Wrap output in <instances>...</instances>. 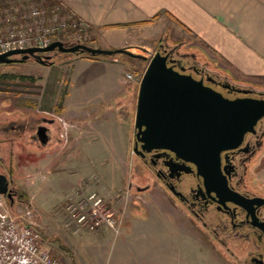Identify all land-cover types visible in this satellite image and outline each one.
I'll return each mask as SVG.
<instances>
[{
    "label": "rangeland",
    "instance_id": "374dc122",
    "mask_svg": "<svg viewBox=\"0 0 264 264\" xmlns=\"http://www.w3.org/2000/svg\"><path fill=\"white\" fill-rule=\"evenodd\" d=\"M32 3V0H0V20L13 11L12 6H17L16 11L26 12ZM4 36L5 34H0V37ZM83 37V43L100 46L96 44L97 36L91 26ZM186 45L206 57L210 62L208 68L211 72L224 73L231 79L264 89V78L240 75L216 54L207 53L201 41L193 39ZM52 55L54 62L51 65H44L34 59L0 64V120L16 118L21 115V111L36 112L44 109L59 117L60 122L65 125L60 142L54 143L52 138L47 146L37 149L27 132L10 149L6 146L4 167L17 193L13 199L3 195L5 210L18 216L20 221L39 229L44 244L68 264H74L71 255L76 257L82 253L85 245L88 251L97 250L102 258L108 254L106 259L110 263L116 247H112L113 232L108 228H101L74 233L71 228L76 227V224H67L64 206L68 198L78 191H97L105 196L115 211L117 206L124 205L122 213L128 214L131 198L137 193L126 190V172L133 183L139 186L146 183L141 173V163L134 152L138 95L133 98L129 94L116 102L112 101L110 104L113 109L96 104L87 109L72 108L69 114L63 108L62 113V104L69 88L71 57L74 54L55 51ZM152 55L153 52L147 61H138L141 64L140 72L146 70ZM153 183L159 186L156 179ZM134 190L140 192L138 188ZM115 192L116 198L124 204L114 203L110 199V195ZM124 192L126 200H122ZM190 218L194 223V219ZM197 226L202 228L199 223ZM165 234L175 238L177 261L209 264L212 258L223 264H237L234 258L222 252V248L213 242L208 233H204L205 237L202 236L206 238L205 241L191 238L183 226L176 224L169 227ZM86 237L88 241H84ZM98 237L106 238L101 245L98 244L100 241L95 242ZM89 241H94L90 247Z\"/></svg>",
    "mask_w": 264,
    "mask_h": 264
},
{
    "label": "crops",
    "instance_id": "0c3cea01",
    "mask_svg": "<svg viewBox=\"0 0 264 264\" xmlns=\"http://www.w3.org/2000/svg\"><path fill=\"white\" fill-rule=\"evenodd\" d=\"M54 2L87 22L96 33V44L105 48L127 47L137 53L142 51L146 56L88 57L74 54L62 113L63 108L69 114L72 108L87 109L96 104L113 109L112 101L129 94L133 98L137 96L145 71H139L141 64L138 61H147L156 47L165 42L199 40L207 53L216 54L240 75L264 78V0ZM128 73H133V79L127 78ZM64 130L65 126H54V143L63 139ZM125 178L126 190L137 195L131 198L128 214L122 213L124 205L116 207V212L126 216L121 234L113 237L112 247H116L110 263L106 259L108 254L102 258L97 250L88 251L85 245L82 253L76 257L71 255L74 264H192L190 261H177L175 238L165 233L169 227L178 224L191 238L205 241L202 236L205 237L206 231L197 226L198 222L187 208L161 182L159 186L156 184L151 189L136 192L128 172ZM110 196L114 203L122 204L123 201L116 198V192ZM125 197L126 192L122 200H126ZM71 229L74 233L84 230L78 227ZM105 239L98 237L95 242L100 241L98 244L101 245ZM84 241H88L87 237ZM88 243L90 247L94 241ZM209 264L223 262L211 258Z\"/></svg>",
    "mask_w": 264,
    "mask_h": 264
},
{
    "label": "flooded vegetation",
    "instance_id": "af4514ba",
    "mask_svg": "<svg viewBox=\"0 0 264 264\" xmlns=\"http://www.w3.org/2000/svg\"><path fill=\"white\" fill-rule=\"evenodd\" d=\"M163 44L174 60L169 59L168 65L203 80L205 85L222 92L226 97L264 98V89H257L252 84L246 85L224 73L211 72L206 57L189 49L186 43ZM245 89L254 91L245 93ZM21 112L16 118L0 120V172L6 175V146L10 149L27 132L37 149L47 146L52 142L54 126H65L59 117L44 109ZM44 127H47L49 135L46 143L39 135V129ZM136 156L141 163V173L146 183L144 186L133 183V188L142 191L151 189L155 187L154 179L166 188L167 184L173 186L179 193V196H174L213 242L222 248L223 253L234 258L237 264H264V117L253 130L245 133L238 145L222 151L220 166L210 175L201 174L196 163L177 157L169 149L144 151L136 153ZM7 177L10 198L13 199L17 190L11 177ZM236 198L241 202H237Z\"/></svg>",
    "mask_w": 264,
    "mask_h": 264
},
{
    "label": "water",
    "instance_id": "95a60500",
    "mask_svg": "<svg viewBox=\"0 0 264 264\" xmlns=\"http://www.w3.org/2000/svg\"><path fill=\"white\" fill-rule=\"evenodd\" d=\"M55 51L91 56L125 54L146 57L127 47L105 48L81 42L68 45L57 40L47 47L0 53V63L25 62L32 57L42 64H51ZM169 59L174 61L161 44L142 77L135 118L134 152L169 149L177 157L196 163L201 174L210 175L219 168L222 151L238 145L245 133L253 130L264 117V98L226 97L205 85L203 80L168 65ZM253 91L244 90L245 93ZM39 135L46 143L49 139L47 127L39 129ZM167 187L179 196L173 186L167 184ZM10 192L8 177L0 172V193L11 197ZM236 201L241 202L237 198Z\"/></svg>",
    "mask_w": 264,
    "mask_h": 264
},
{
    "label": "built area",
    "instance_id": "2783aa9c",
    "mask_svg": "<svg viewBox=\"0 0 264 264\" xmlns=\"http://www.w3.org/2000/svg\"><path fill=\"white\" fill-rule=\"evenodd\" d=\"M26 12L12 6L0 20V53L33 46L47 47L56 40L66 43L83 42L90 27L87 22L66 9L60 3L32 0ZM133 78L131 73L127 74ZM68 225L96 231L110 229L115 236L122 232L124 214L117 213L111 204L97 191H78L64 206ZM0 264H68L55 256L43 243L39 229L20 221L18 216L5 210L0 193Z\"/></svg>",
    "mask_w": 264,
    "mask_h": 264
},
{
    "label": "trees",
    "instance_id": "16d2710c",
    "mask_svg": "<svg viewBox=\"0 0 264 264\" xmlns=\"http://www.w3.org/2000/svg\"><path fill=\"white\" fill-rule=\"evenodd\" d=\"M56 1V0H53V2ZM86 56L88 57H98V56H91V55H88V54H85Z\"/></svg>",
    "mask_w": 264,
    "mask_h": 264
}]
</instances>
